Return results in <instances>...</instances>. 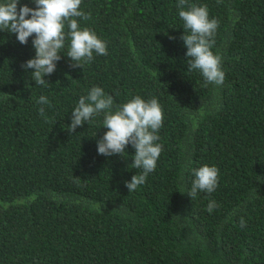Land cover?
I'll list each match as a JSON object with an SVG mask.
<instances>
[{
  "label": "trees",
  "instance_id": "obj_1",
  "mask_svg": "<svg viewBox=\"0 0 264 264\" xmlns=\"http://www.w3.org/2000/svg\"><path fill=\"white\" fill-rule=\"evenodd\" d=\"M188 2L218 21L223 85L188 70L178 0H82L91 18L78 24L108 54L73 68L66 39L45 85L21 67L33 37L25 45L0 30V264H264V0ZM97 86L113 111L137 95L162 108L157 167L133 192L132 145L97 152L103 113L67 130ZM204 165L218 168V186L192 199Z\"/></svg>",
  "mask_w": 264,
  "mask_h": 264
},
{
  "label": "clouds",
  "instance_id": "obj_2",
  "mask_svg": "<svg viewBox=\"0 0 264 264\" xmlns=\"http://www.w3.org/2000/svg\"><path fill=\"white\" fill-rule=\"evenodd\" d=\"M36 7L24 4L18 8L20 0H0V30L16 34L21 44H27L33 37L35 56L24 62L25 70L34 69L31 78L36 85H45V76L54 73L61 59V49L68 39L66 55L71 59L73 68L83 67L93 60V53L107 55V45L95 32L81 29L76 18L88 20L91 14L80 10L82 0H34ZM187 5V8L185 6ZM179 17L183 21L185 33L182 35L187 52L188 70H198L208 84L223 85L226 74L222 69V58L212 51L218 21L209 17L206 6L189 4L188 0H178ZM30 14V15H29ZM65 26L68 32H65ZM170 39L175 37L170 36ZM31 87V84H27ZM38 103L49 104L47 97L40 96ZM113 97L106 95L101 87H93L86 96H81L78 105L71 112V124L67 130L76 132L85 122L90 124L94 116L104 114L103 127L108 130L98 140L99 155L112 156L126 153L129 144L135 149L134 160L128 167L139 170V174L125 181L129 192L135 191L146 183L148 175L155 171L162 146L155 143L163 125V111L156 98L144 99L137 95L116 107L113 111ZM39 114L45 118V109ZM195 179L187 193L194 199L198 191L212 193L218 186V168L204 165L193 169ZM215 201L207 205L212 212ZM240 226L246 227L241 218Z\"/></svg>",
  "mask_w": 264,
  "mask_h": 264
}]
</instances>
